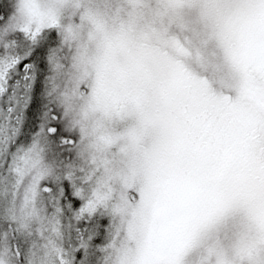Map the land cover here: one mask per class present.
Segmentation results:
<instances>
[{"label":"snow or ice","instance_id":"obj_1","mask_svg":"<svg viewBox=\"0 0 264 264\" xmlns=\"http://www.w3.org/2000/svg\"><path fill=\"white\" fill-rule=\"evenodd\" d=\"M0 264H264V0H0Z\"/></svg>","mask_w":264,"mask_h":264}]
</instances>
